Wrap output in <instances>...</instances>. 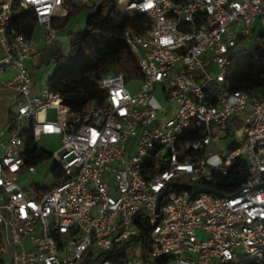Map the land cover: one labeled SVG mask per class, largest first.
Returning <instances> with one entry per match:
<instances>
[{"label":"built area","instance_id":"1","mask_svg":"<svg viewBox=\"0 0 264 264\" xmlns=\"http://www.w3.org/2000/svg\"><path fill=\"white\" fill-rule=\"evenodd\" d=\"M100 1L0 2V74L14 71L6 85L22 97L0 139V264H84L91 252L98 264L260 260L264 94L225 91L223 82L243 38L264 46V0H114L123 15L148 19L145 32L124 33L140 89L130 92L120 72L103 74L101 104L81 111L46 85L31 94L35 29L30 36L17 32V12L32 10L49 46L74 5ZM49 107L57 110L53 120ZM29 124L35 142L60 136L53 164L61 174L50 186L20 183L37 166L22 156ZM241 168L246 178L236 192L208 186L228 182ZM192 184L210 190L186 187Z\"/></svg>","mask_w":264,"mask_h":264},{"label":"trees","instance_id":"2","mask_svg":"<svg viewBox=\"0 0 264 264\" xmlns=\"http://www.w3.org/2000/svg\"><path fill=\"white\" fill-rule=\"evenodd\" d=\"M73 9L86 11L84 28L69 33L70 53L63 54L59 49H54L47 54L48 62L53 61L55 68L45 85L49 92L58 94L63 104L72 111H81L87 104H101L104 92L99 88L97 80L103 74L120 72L124 75L126 83L141 79L137 58L126 43L124 33L126 30L143 33L149 24L145 16L123 15L115 8L114 0L76 4ZM68 17L67 13L56 25L63 27ZM35 25L36 18L29 9H20L13 20L15 30L26 36L33 33ZM245 56L251 58L247 64L242 62ZM230 58L223 90L251 89L264 94V46L239 49ZM11 117L12 113L10 119ZM21 136L24 141L22 156L26 164L38 165L52 156L36 147L31 124L23 129ZM238 166L242 164L239 163ZM51 174L54 181H58L61 171L56 164L52 165ZM245 178L246 171L241 168L236 170L228 182L208 186L213 192L230 195L237 191ZM238 264H264V256L260 260L249 259Z\"/></svg>","mask_w":264,"mask_h":264},{"label":"rangeland","instance_id":"3","mask_svg":"<svg viewBox=\"0 0 264 264\" xmlns=\"http://www.w3.org/2000/svg\"><path fill=\"white\" fill-rule=\"evenodd\" d=\"M2 0H0L1 2ZM68 21L63 27H59L57 25V28L59 29L57 40L54 42V44L58 47V49L63 54H68L71 51L70 43H69V33L77 32L79 30H82L84 28V22H85V16L86 11L85 10H76V9H70L69 12ZM243 48H251L254 44L253 39L243 38ZM45 49V47H44ZM34 59L37 62L36 65H28L29 71L31 72L33 76V80L36 84V86L41 89L45 86L46 80L48 76L54 71L55 63L53 61L48 62L47 58V49L45 51L43 50L42 55L39 53L34 54ZM251 60L250 56H245L242 58L243 63H249ZM48 62V63H47ZM203 64L206 68H209V62L208 60L204 59ZM190 76H193V73H190ZM141 81L140 79L131 80L129 81L126 86L132 93H136L140 89ZM158 98L163 101V93L157 92ZM46 114L49 120H53L56 118L57 110L55 108L49 107L46 109ZM132 142L135 141V138L131 139ZM36 147L43 149L47 152H49L52 156L38 164L36 166L35 172L33 174H25L21 180L20 183L23 185H29L31 181L43 183L44 185L50 186L54 183L53 176L51 174V167L53 165L54 161V153L59 149L61 146V140L60 136L58 135H42L38 141H36ZM224 142H220V146H223ZM95 252H91L89 257H86L84 264H98L99 259H94Z\"/></svg>","mask_w":264,"mask_h":264},{"label":"crops","instance_id":"4","mask_svg":"<svg viewBox=\"0 0 264 264\" xmlns=\"http://www.w3.org/2000/svg\"><path fill=\"white\" fill-rule=\"evenodd\" d=\"M33 41L36 47V50L33 52L34 54L39 53L42 55V52L43 50L45 51V49H47L48 54L51 50L58 49L55 44H53V46H46L42 43L40 26H37L35 28L33 34ZM27 65H33L32 60H28ZM13 73V70H6L0 74V139L6 137L9 128L8 123L10 120V114L15 111L17 102L22 99V97L13 87H9L8 85H6V81H8L12 77ZM39 90L40 89L36 86L34 82L30 93L36 94Z\"/></svg>","mask_w":264,"mask_h":264},{"label":"water","instance_id":"5","mask_svg":"<svg viewBox=\"0 0 264 264\" xmlns=\"http://www.w3.org/2000/svg\"><path fill=\"white\" fill-rule=\"evenodd\" d=\"M186 187L189 189L210 190V188L199 184L186 185Z\"/></svg>","mask_w":264,"mask_h":264}]
</instances>
